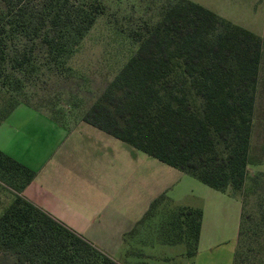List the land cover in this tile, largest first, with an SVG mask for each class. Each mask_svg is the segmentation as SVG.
<instances>
[{"label": "trees", "instance_id": "16d2710c", "mask_svg": "<svg viewBox=\"0 0 264 264\" xmlns=\"http://www.w3.org/2000/svg\"><path fill=\"white\" fill-rule=\"evenodd\" d=\"M103 12L101 0H40L38 6L0 0V89H14L20 76L28 81L42 68L62 65ZM159 15L130 32L136 48L78 120L214 190L229 195L242 190L251 164L264 34L191 0H167ZM11 104L0 123L26 103L16 99ZM44 113L70 126L63 109ZM34 176L32 169L0 150V181L16 191L0 215V249L15 253L14 264H116L23 197ZM169 202L163 195L153 200L141 221ZM202 216L199 208L176 206L161 225L160 239L185 242L187 255L193 256ZM248 219L252 216L241 211L238 244L248 236ZM259 223L264 226V215ZM246 257L238 245L232 264H246Z\"/></svg>", "mask_w": 264, "mask_h": 264}, {"label": "rangeland", "instance_id": "374dc122", "mask_svg": "<svg viewBox=\"0 0 264 264\" xmlns=\"http://www.w3.org/2000/svg\"><path fill=\"white\" fill-rule=\"evenodd\" d=\"M26 1L29 6H38L40 0ZM101 1L103 14L62 65L42 68L28 81L18 76L21 83L14 86L16 90L0 89V116L17 99L42 113L63 109L69 113V125L79 123L82 113L136 48L130 32L145 20L153 23L167 0ZM191 1L254 32L264 28V0ZM73 137L85 148L84 160L94 163L100 171L112 170L111 177L119 188L129 184L128 190L136 195L137 211L143 208V195L152 200L162 193L170 201L158 205L125 236L123 246L111 256L116 264H232L238 245L242 254L247 255L246 264L264 262V226L259 223L264 215V56L251 136V164L242 190L231 191L230 195L214 190L86 123L81 122ZM15 195L12 187L0 181V215ZM176 206L203 211L200 240L193 256L187 255L185 242L167 244L159 237L161 225ZM241 211L252 219L244 221L248 236L238 244ZM15 258L11 250L0 249V264H14Z\"/></svg>", "mask_w": 264, "mask_h": 264}, {"label": "crops", "instance_id": "0c3cea01", "mask_svg": "<svg viewBox=\"0 0 264 264\" xmlns=\"http://www.w3.org/2000/svg\"><path fill=\"white\" fill-rule=\"evenodd\" d=\"M248 30L264 34V28ZM81 122L86 123L62 126L46 113L19 104L0 123V150L35 172L23 197L111 257L153 200L163 194L152 200L143 195V208L137 211L136 195L128 190L129 184L119 188L111 177L112 170L100 171L84 160L85 148L73 137Z\"/></svg>", "mask_w": 264, "mask_h": 264}]
</instances>
